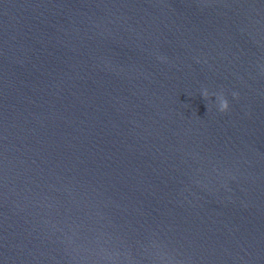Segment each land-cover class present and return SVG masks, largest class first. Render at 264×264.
<instances>
[{"label":"water","instance_id":"1","mask_svg":"<svg viewBox=\"0 0 264 264\" xmlns=\"http://www.w3.org/2000/svg\"><path fill=\"white\" fill-rule=\"evenodd\" d=\"M0 264H264V0H0Z\"/></svg>","mask_w":264,"mask_h":264},{"label":"clouds","instance_id":"2","mask_svg":"<svg viewBox=\"0 0 264 264\" xmlns=\"http://www.w3.org/2000/svg\"><path fill=\"white\" fill-rule=\"evenodd\" d=\"M203 95L207 97L208 93L206 90L203 92ZM237 95H238L237 93H233L234 97H236ZM218 107H219V111L221 112H226L228 110L229 104H228L227 99L224 96L220 97V103Z\"/></svg>","mask_w":264,"mask_h":264}]
</instances>
